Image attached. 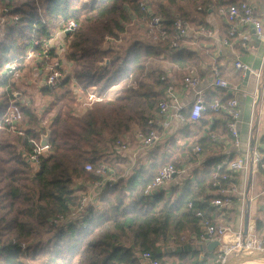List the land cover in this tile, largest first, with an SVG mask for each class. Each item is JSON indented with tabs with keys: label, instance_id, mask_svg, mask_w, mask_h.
<instances>
[{
	"label": "trees",
	"instance_id": "1",
	"mask_svg": "<svg viewBox=\"0 0 264 264\" xmlns=\"http://www.w3.org/2000/svg\"><path fill=\"white\" fill-rule=\"evenodd\" d=\"M142 1L0 0V6L22 14L16 25H0V71L10 64H18L22 71L29 51L42 50L41 46L33 47V42L48 41L54 31L75 21L78 29L66 35L69 42L64 58L73 64L72 76L82 89L94 88L102 95L125 79L132 77L138 82L137 89L125 88L116 99L95 103L83 116L75 115L74 109L67 113L59 110L47 123V113L39 114L33 105L18 99L21 122L17 131H11L4 117L18 87L13 76L0 78V264H142L139 256L144 252H150L160 264H168V256H178L182 264H207L208 258L214 262L212 254L200 259V251L183 250L181 236L199 237L203 233L198 211L203 212V219L218 224L221 208L211 206L217 197L211 193L217 191L214 175L221 172L218 166L224 163V157L201 163L195 178L174 187L171 195L162 192L148 199L144 188L161 168L172 164L177 170L183 169V162L172 160L173 154L155 157L149 170L137 169L105 190L85 228L54 225L58 217H68L78 208V182L87 184L98 179L85 166L105 164L103 144L107 135L116 142L130 132L132 125L145 133L150 131L147 122L171 82L165 76L163 57L168 53L175 17L185 21L189 15L182 3H194L196 8L198 3L201 7L210 4V0H145L150 7L154 3V12L165 20L166 40L155 44L135 41L121 54L104 47L108 38L120 39L128 25L143 18ZM39 10L47 22H54L52 26L41 21ZM52 55L57 57L54 51ZM199 65V56L186 47L170 57V66L181 70ZM73 86L69 78L56 88L42 87L39 92L50 100L53 109L59 104L75 103ZM219 91L205 97L208 106L216 99H231L222 96L225 91ZM214 115L208 110L203 117ZM205 124L203 118L191 121L187 114L188 131L190 126L204 128ZM48 131L49 147L38 154L40 164L36 165L30 158ZM198 143L196 147L206 148L201 146L204 140ZM197 157L189 156V162H198ZM224 185L228 187L231 182ZM190 203L193 208H189ZM256 227L264 235V221L258 220ZM21 243L29 246L19 248ZM178 247L182 250L177 251Z\"/></svg>",
	"mask_w": 264,
	"mask_h": 264
},
{
	"label": "built area",
	"instance_id": "2",
	"mask_svg": "<svg viewBox=\"0 0 264 264\" xmlns=\"http://www.w3.org/2000/svg\"><path fill=\"white\" fill-rule=\"evenodd\" d=\"M93 1V0H91ZM261 0H243L238 5H232L227 8L219 10V14L225 18L229 29V37L235 38L238 35L240 28H252L257 39L264 43V22L256 14V4ZM140 7L143 12V18L140 20L144 23V27L148 37L155 42L166 40L167 31L165 29V20L161 15H157L153 8L148 6L144 1L140 2ZM40 11V10H39ZM41 21L44 24L50 26L51 22L46 21L41 13H38ZM22 19V14L15 12L14 9L6 6H0V23L15 25ZM78 29V25L75 21H69L67 25L60 31L59 34L67 35V33H74ZM191 33L204 36L206 38H213L214 32L206 26H201L197 30L193 31L190 24L185 22L180 17L176 16L173 22V32L170 40L168 53H176L186 38ZM46 41H35L32 43L33 47L41 46L42 50L36 52L31 49L29 51V58H39L46 65V75L44 80V87L56 88L62 85L67 79L76 84V80L72 78V74L66 71L59 59L52 55L53 46L56 45V35ZM55 36V37H54ZM241 40L247 41V35H240ZM115 41L108 38L107 43ZM224 44H228L227 39L222 41ZM235 68L241 71L244 76L247 72L255 76V86L251 92L253 110L256 112L259 107L260 98L264 88V57L261 67L258 71H252V69L241 61L235 63ZM20 68L18 64H10L5 66L4 70L0 72V78L13 76L19 77ZM245 78V77H244ZM128 88H136L137 81L127 80ZM202 80L196 74L194 70H190L189 73L183 79V85L186 89L195 93V100L192 104L190 111V120L199 121L203 118V115L211 110L216 114L225 113L228 116L226 122V128L233 137L235 144L239 146L240 132H239V108L236 99L231 98L227 102H223L219 99L214 100L210 106L206 104L205 96L201 90ZM212 86L216 89L223 90L226 93H233L236 88L231 86L226 80L222 78L221 72L218 68L213 71ZM76 87V85H75ZM80 91L83 94V98H78L79 109L77 112L88 110L95 103L105 101V96L98 95L92 89L84 90L81 87ZM78 89V87H77ZM14 100L11 101L10 106L7 109L4 117L5 126L11 131H17L21 122V114L17 100L20 97L19 92H15ZM185 106L182 104L181 99L176 93V89L173 85H169L166 92L159 102L158 109L155 114L148 120L147 124L150 127V131L145 133L140 131L137 133L138 145L144 149H148L158 144L162 140L160 131H168L171 129L174 119L180 123L186 121V117L183 114ZM253 126V122L251 123ZM212 140L216 141L215 135H212ZM115 148L122 153L128 151L129 144L119 139L115 143ZM46 149L37 145L36 154L31 156L30 161L40 164L38 154H41ZM264 149V148H263ZM195 151L201 153V147L197 146ZM250 166L254 168L264 169V155L260 148L249 147L243 157L228 165L222 164L218 166V170L214 175L213 186L217 187V191H212V194H216L217 197L211 201V206L219 208H230L232 206L233 197L238 194V190L234 185L225 187L224 182H232L234 174L238 172H248ZM86 171L94 172L98 179L90 185L86 186V190H89L87 194L80 195V204L78 208L73 211L68 217L60 216L54 221V225L69 224L79 225L82 228L87 226V221L93 217L92 211L96 208L98 201L95 198L105 192L106 189L113 187L117 183L115 175L110 171L106 164H101L99 167H94L91 164L85 166ZM186 168L177 170L172 164L166 165L160 169L155 179L144 188V196L148 199H153L155 196L165 192L169 185L173 183L175 178L184 173ZM246 191L243 193L242 200L246 201ZM201 201H203L201 199ZM244 207V206H243ZM189 208H193V203H190ZM197 216L202 218L203 233L197 236H182V242L187 245H194L198 249L200 247H206L212 242H218V246L212 252L214 255V264H230L231 260L235 257H247L254 256L260 253H264V235L259 236L257 234V227L253 224H248L247 234L240 230H234L232 225L214 224L208 219H203L204 214L201 211L197 212ZM29 246L27 243L19 244V248L26 249ZM1 253V252H0ZM142 264H160L150 252H144L139 256Z\"/></svg>",
	"mask_w": 264,
	"mask_h": 264
},
{
	"label": "crops",
	"instance_id": "3",
	"mask_svg": "<svg viewBox=\"0 0 264 264\" xmlns=\"http://www.w3.org/2000/svg\"><path fill=\"white\" fill-rule=\"evenodd\" d=\"M143 1L145 2V0ZM160 1L166 2V0ZM242 1L243 0H210V4H208V6L206 5L201 7V3H198V8H196V5H194L195 7L192 6L190 8L185 7L187 15L189 14L186 17L187 21L185 20V22L191 25L193 31L197 30L201 26H206L214 32L213 38H206L204 36L191 33L190 36L186 38L182 43L180 49L177 51L179 52L182 48L186 47L193 51L197 56H199L200 65L197 68L181 70L178 67L170 66V57L173 54L167 53L163 57L164 70L166 72L165 76L171 80L170 84L175 87L178 97L181 99L182 104L185 106L183 114L186 117V121L184 123H180L178 120L174 119L170 130L160 131V134L162 135L161 142L148 149H144L140 147V145H138L139 143L136 136L137 133L141 130L137 125L136 130H130V132L122 135L120 139L125 140L129 144L128 151L125 153L119 152L115 148L114 142L113 150L118 157L115 156L113 158L116 160L115 162H112L109 159L107 163L108 165L106 164L109 167L110 171L115 175L117 181L119 178L118 175L120 174L122 176L129 174L128 176H131L137 169L149 170L155 157L157 158L165 154H173L174 158V156H176L178 152L177 148L179 147L180 149L186 151L185 148H182V141L186 142L187 144L192 143L194 145H198V142L204 140V142L206 143L201 146L206 148L202 150L201 154H199V156L197 157L199 159L198 162H189V155H183V151L180 157H178L177 155L179 159H185V161H183L182 163L181 168H186V171L178 175L173 183L164 190L167 196L171 195L172 189L174 187H182L186 180H193L195 178V171L199 169L203 165L201 163L205 162L206 160L216 157H224L223 164L228 165L241 159L249 147L260 148L262 154L264 155V88L260 98L258 110L254 112L251 92L253 91L255 86V76L253 74H250L247 85H244V74L235 68V63L237 61H241L244 64L248 65L252 69V71H258L261 67L264 57V43L257 39L252 28H240L238 31L239 36L235 38L229 37L228 35L230 26L228 25L225 18L219 14L220 9L227 8L232 5H238ZM150 5L154 10V6L152 4ZM255 9L257 16L264 22V0L259 1L256 4ZM0 25L2 24L0 23ZM60 31H55L57 33L55 35L56 45L53 46L52 49L57 56L55 58L59 59L63 67L65 68V66H70V63H65V60L62 59V54L64 53V45H62L61 40H59L60 36H62V34H59ZM240 35H247L248 40H241ZM64 37L66 38V35ZM225 39H227L228 44H224L222 42ZM34 58L36 59L35 64L37 65L36 71L39 73V76H42V79L35 80V84H40L38 89L40 90L42 87H44L46 65L39 58ZM215 68H218L224 80H226L231 86L236 88V91H234L233 93L225 92L224 94L222 93V96H231V98L236 99L238 102L240 132L239 146L235 144L233 137L226 128L228 116L225 113H215L214 116H206L205 118L203 117V120L206 121L204 128H202L200 125H194L189 127V131L188 129H186L187 114L190 116L191 107L195 100V93L184 87L183 79L190 70H194L202 80L200 88L203 91L204 96L206 97L208 94H217L220 91L212 86L213 71ZM72 72L73 71H70L68 73L72 74ZM72 78L74 79L73 76ZM127 85L128 82L125 79L121 83L110 88L101 96H105V101L111 100L113 96L116 97L117 91H123L125 88H128ZM79 87L80 86L78 85V83L76 82L75 84L74 82L73 90L74 94H76L77 97V107L75 115L83 116L87 112L86 110L77 112V110L79 109L78 98H83V94L80 91ZM137 88L138 87H136L135 89ZM18 91H20V88ZM92 91L96 92L94 88H92ZM19 99H22L21 93ZM252 122L253 126L251 125ZM215 124L216 129L214 132H211L210 130ZM211 133H213L212 135L216 136V141L211 140ZM182 134L184 135V139L180 140L179 137ZM125 163H127L128 166L124 167ZM256 179L259 183L257 186ZM87 185H90V183L84 184V192L80 194L78 193V195L87 194L89 192V190H86ZM231 185H234L237 188L238 194L233 197L232 206L230 208H225L224 210H222L223 208H221L218 211L221 212V214L217 216L216 223L224 225L229 224L232 225L234 230L241 229L244 232L246 215H248L249 217V224L251 223L257 226L258 220L264 221V169H253L250 166L248 172L242 171L235 173ZM245 191L247 198L244 202L242 200V197ZM256 191H258L257 195H255ZM102 195L103 193L95 198V201H98L96 208L97 206H99L100 197ZM257 234L259 236H262L263 230H257ZM182 236L188 237L187 235ZM182 246L190 245L183 243ZM196 251H200V249ZM206 254L209 253L200 251V259H204V256ZM211 254L213 255V253ZM166 261L168 264H182V261L178 256H168L166 258Z\"/></svg>",
	"mask_w": 264,
	"mask_h": 264
},
{
	"label": "rangeland",
	"instance_id": "4",
	"mask_svg": "<svg viewBox=\"0 0 264 264\" xmlns=\"http://www.w3.org/2000/svg\"><path fill=\"white\" fill-rule=\"evenodd\" d=\"M84 1H86V2L88 1L91 3L95 0H93V1L84 0ZM149 1L153 2L154 0H149ZM152 5H154V3H152ZM182 5H183V7L190 8L192 6L195 7L194 5H196V4H194V3H182ZM43 17H44V15H43ZM50 22H51L50 26H52L54 24V22L53 21H50ZM1 26L3 28H5V27L14 26V25L2 24ZM56 32L54 31V33H56ZM59 40H61V44L64 45V53L62 54L63 55L62 59L65 60L64 57H65L66 52L68 51L69 39L65 38L64 35H62V36H60ZM135 41H142L144 43L155 44V41H153V39L148 37L146 30H145V27H144V23L138 19H135L132 24L127 26L125 34L121 35L120 39L115 40L110 44L109 43L105 44L104 47H112L113 49L117 50L121 54L123 52H126V50L128 48L132 47V45ZM35 61H36V59L34 57L32 59L27 58V62H26L25 67L20 72L19 77L15 78V82L17 83L18 90L20 88V91H17V92L21 93L22 100H24L28 104L33 105V107H35L37 109L39 114H42L43 112L47 113L44 116V123H47L49 121V119L52 118L53 115H55V113H57V111H59V110L63 111V113H67L70 111V109H74V112L76 114V107H77L76 106V101H77L76 94H75V103L74 104L73 103L69 104V102L66 104L63 103V104H59V105L54 106L53 109H50V106H49L50 100L47 98H42V96L40 95V92L38 90L40 84H35V82H36L35 80L42 79V76H39V73L36 71L37 65L35 64ZM64 62L67 63L66 60ZM64 69L66 71L70 72V71H73L74 66H73V64L70 63V66H65ZM117 92H116V94H117L116 97L120 96L121 95L120 93L122 91H117ZM116 97L113 96V98L111 100L116 99ZM106 101H108V100H106ZM69 106H71L72 108H70ZM89 109H91V108H89ZM136 129H137L136 125L131 126L132 131H134ZM106 137H107L106 142H104V144H103V149H104L103 150V153H104L103 160L105 161L104 162L105 164L108 163L109 159L112 162H115L116 160L113 158L115 156H117L115 151L113 150L114 140L109 139L108 135ZM179 138H180V140L184 139V135L183 134L180 135ZM182 144H183L182 148H185L186 151H184L183 149H180V147L177 148L178 152H177L176 156H174V158L172 159L174 162L175 161H178V162L185 161V159H179L178 158L181 156L182 151L184 152L183 155H189L190 158H192V159L196 158V156H199L198 154H196V152L194 150L196 148V145H194L192 143L187 144L184 141H182ZM187 151L190 153H188ZM177 155H178V157H177ZM126 166H128L127 163L124 164V167H126ZM128 175L129 174L122 176L120 174V175H118L119 176L118 180L120 178H123V177L127 178ZM258 184H259L258 180L256 179V186ZM84 190H85L84 183L78 182L77 192L80 194V193L84 192ZM257 194H258V191H256L255 195H257ZM212 263H213L212 258H208L207 264H212ZM30 264H32V263H30ZM252 264H264V263L258 262V263H252Z\"/></svg>",
	"mask_w": 264,
	"mask_h": 264
},
{
	"label": "water",
	"instance_id": "5",
	"mask_svg": "<svg viewBox=\"0 0 264 264\" xmlns=\"http://www.w3.org/2000/svg\"><path fill=\"white\" fill-rule=\"evenodd\" d=\"M67 35H70V33H67ZM249 77H250V72L246 73L245 76V83L244 85H247L248 81H249ZM51 139V131H48L47 134L42 136L41 142H40V147L43 149H46L49 147V142ZM248 224H249V217L248 215H246V219H245V228H244V234H247V230H248ZM216 246H218V242H212L209 245H207L206 247H200V251L202 252H207L209 254H211L214 249L216 248ZM177 251H181V247L176 248ZM183 250H198V248L194 245L191 246H184ZM260 257H264V253H260L254 256H247V257H235L234 259L231 260L230 264H244L247 262H251L255 259H258Z\"/></svg>",
	"mask_w": 264,
	"mask_h": 264
},
{
	"label": "bare ground",
	"instance_id": "6",
	"mask_svg": "<svg viewBox=\"0 0 264 264\" xmlns=\"http://www.w3.org/2000/svg\"><path fill=\"white\" fill-rule=\"evenodd\" d=\"M255 262L264 263V257H260L258 259H255V260L251 261V262H247V264H251V263H255Z\"/></svg>",
	"mask_w": 264,
	"mask_h": 264
}]
</instances>
